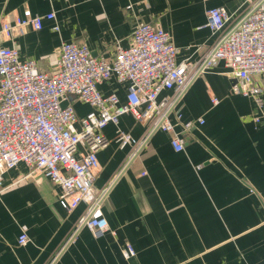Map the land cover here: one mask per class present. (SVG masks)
Masks as SVG:
<instances>
[{"label": "crops", "instance_id": "0c3cea01", "mask_svg": "<svg viewBox=\"0 0 264 264\" xmlns=\"http://www.w3.org/2000/svg\"><path fill=\"white\" fill-rule=\"evenodd\" d=\"M218 7L230 15V30L251 4L0 0V28L26 10L56 16L45 20L42 30L24 36L8 38L0 32V46L15 48L22 61L53 73L63 42L86 44L95 57L110 59L117 46L128 47L139 24L151 23L171 34L179 63L198 64L222 34L207 26V11ZM56 25L58 32L53 30ZM236 82L219 62L191 84L177 107L180 123L173 118L175 131L185 141L182 152H175L170 135L159 130L131 159L133 148L116 142L119 129L140 141L150 126V121L140 123L131 115L103 130L108 144L97 154L94 186L109 188L103 212L115 234L96 237L78 228L86 206L68 213L59 202L61 188L42 174L24 179L30 172L24 164L7 172L9 189L0 195V264H264V118L255 122V104L233 93ZM99 88L126 101L125 86L114 78ZM170 93L164 91L161 97ZM72 101L79 119L91 111L88 104ZM186 123L193 128L185 130ZM22 227L30 239L24 246L18 243ZM128 244L136 252L129 259L124 255Z\"/></svg>", "mask_w": 264, "mask_h": 264}, {"label": "built area", "instance_id": "2783aa9c", "mask_svg": "<svg viewBox=\"0 0 264 264\" xmlns=\"http://www.w3.org/2000/svg\"><path fill=\"white\" fill-rule=\"evenodd\" d=\"M250 11L234 28L227 30L230 15L221 7L207 11V26L222 33L203 62L177 61L179 49L172 36L151 23L139 24L126 48L117 46L112 58L95 57L86 44L63 42L59 48L56 71L41 72L35 62L22 61L15 48L0 46V195L9 189L4 176L26 165L24 179L42 174L61 188L59 202L68 212L81 204L86 213L78 228L89 229L96 237L108 232L103 204L109 188L94 186L99 161L97 154L107 144L103 130L119 126L121 117L131 115L140 123L150 121L142 140L119 129L116 142L133 148L132 159L150 134L163 131L170 135L175 152L185 149V141L175 131L173 118L180 123L177 107L191 84L219 62H224L236 84L233 93L251 98L255 122L264 118V0H248ZM131 7H128L130 9ZM52 12L35 16L26 10L23 17L1 24L8 38L40 31L45 20H55ZM59 31V26L53 28ZM125 86L126 101L113 92L104 94L99 86L111 79ZM170 94L161 97L162 92ZM72 98L88 104L91 111L82 119L76 115ZM219 103L217 98L212 100ZM80 124V129L76 124ZM204 124V120H199ZM193 123L183 124L185 130ZM80 147L83 151H80ZM30 241L22 227L18 243ZM124 255H136L130 244Z\"/></svg>", "mask_w": 264, "mask_h": 264}]
</instances>
